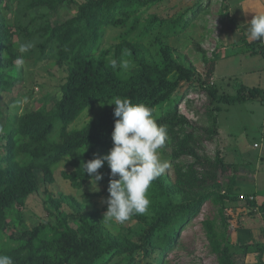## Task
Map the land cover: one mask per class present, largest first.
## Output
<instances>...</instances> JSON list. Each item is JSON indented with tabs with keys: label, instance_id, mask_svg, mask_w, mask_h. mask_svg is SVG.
I'll return each mask as SVG.
<instances>
[{
	"label": "trees",
	"instance_id": "16d2710c",
	"mask_svg": "<svg viewBox=\"0 0 264 264\" xmlns=\"http://www.w3.org/2000/svg\"><path fill=\"white\" fill-rule=\"evenodd\" d=\"M11 1L0 0V120L4 116L1 104L5 94L12 92L17 82L23 81L22 67L16 64L21 56L14 49V34L8 24L13 14ZM36 1L37 7L53 11H59L56 9L59 4H64L67 9L77 5L78 9L75 16L62 22L48 20L44 24L46 39L42 46H48L51 52L54 50L57 62L64 66V82L58 88L61 99L45 112L29 113L18 119L17 127H12L6 135L0 134V254L9 255L13 264H138L137 258L141 254L149 262L150 254L172 250L178 235L184 232L183 228L194 216L199 215L204 204L235 201L225 195L235 168L226 164L219 152L209 157L203 147L205 142L214 141L217 132L213 104L231 106L258 100L264 104V92L259 88L240 86L233 96L220 94L215 86L200 80L196 72L183 63H146L137 59L134 53L129 59L121 45L117 47L118 64L123 60L134 61L133 68L113 69L105 57L101 61L95 58L108 27L124 25L133 19L123 35L128 37L146 11L163 0H84L81 4L72 0ZM203 1H196L190 8L193 18ZM4 10L9 13L7 16ZM185 20L177 18L173 21L176 26L180 25V33L188 27ZM164 23L155 15L148 17L135 39L144 41ZM155 39L161 42L158 37ZM242 53L264 57V45L245 42ZM191 93L206 98V102L193 111L200 120H206V125L199 126L178 109L179 104L189 103L187 96ZM177 95L175 105L162 110ZM48 96L54 97L55 94L49 93ZM113 97L129 98L133 103L147 105L153 110L156 123L166 126L168 131L162 152L171 167L149 189L154 215L149 219L141 218L148 226L140 237L141 244L134 240L131 232L123 236L104 232L90 216H79L77 226H71L61 205L66 204L75 212H80L81 208L67 197L47 199L54 208L51 214L55 216L56 226L39 221L32 230L24 228L16 237L15 230L23 223L19 209L37 193L39 179L52 183V171L62 163L72 169L65 178L73 189L81 190L90 182L83 172V163L107 155L113 146L111 134L116 119L113 115L115 106L108 105ZM98 105L102 110L94 120L79 129H71L83 112ZM185 156L191 158V162L179 163ZM98 173L106 187L95 197L107 193L110 179L107 162ZM246 203L254 204L249 197H246ZM205 226L217 264H236L229 248L228 227L221 224L224 230L218 233L212 223ZM7 228L13 229L10 238L18 241L19 246L2 242V234ZM251 243H245L244 247ZM141 251L143 253H139ZM257 254L258 264H264V244Z\"/></svg>",
	"mask_w": 264,
	"mask_h": 264
},
{
	"label": "rangeland",
	"instance_id": "374dc122",
	"mask_svg": "<svg viewBox=\"0 0 264 264\" xmlns=\"http://www.w3.org/2000/svg\"><path fill=\"white\" fill-rule=\"evenodd\" d=\"M72 1L77 4L84 2ZM196 1L198 0H163L146 11L144 18L128 37L123 35L129 30L133 19L124 25L108 27L95 58L98 61L104 57L108 61L118 59L117 47L121 45L126 49L129 59L130 54L134 53L137 59H143L146 63H183L187 68H192L200 80L205 81L207 85L215 86L220 94L233 96L240 86L259 88L264 92V57L242 53L245 42L264 45L248 38V23L254 16H250L251 9L257 6L259 0H204L198 7V14L193 18L194 14H191L190 8ZM36 5V0H12L10 3L13 14L8 19V24L12 26L15 51L19 53L18 48L22 43L33 42L35 47L27 53H19L24 60L21 65L23 81L17 82L13 91L7 92L3 98L1 107L4 116L0 120L2 135H6L12 127H17L18 119L29 113L47 111L62 97L58 88L64 82V66L57 62L54 50L51 52L48 46H42L46 39L44 24L48 20L57 23L75 16L78 6L72 5L67 9L64 4H59L56 7L59 11H53ZM8 14L4 10V15ZM152 15L165 23L157 27L144 41L135 39L142 29L141 24ZM177 18H184L188 22L187 29L182 33L179 32L180 25L176 26L173 22ZM156 37L160 39V43L156 41ZM129 64L128 69L135 65L134 61ZM17 80L16 78L15 81ZM49 93L55 96L49 97ZM178 97L179 95L171 98L162 110L174 106L176 103L174 99ZM187 99L188 104L185 102L179 104L180 113L199 126L206 125V120H200L193 112L195 107L206 102V98L191 93ZM87 110L79 116L71 129H79L87 124V115L90 121L94 120L102 108L98 105ZM213 111L217 120L216 136L212 143L205 142L203 147L209 157L212 158L215 152H219L224 162L235 168L230 180L232 182L225 188V195H228L229 199L234 198L235 201L207 202L199 215L194 216L183 228L184 232L181 231L178 235L172 250L150 254L149 262L141 254L137 258L138 264H217L207 237L206 223H212L218 233L224 230L220 227L221 224L228 227L229 248L234 253L236 264H258L257 251L262 247L261 243H257L260 246L251 243L244 247L245 243L250 242L239 237L240 244H234L236 233H233V230L244 229L245 226L264 228V185L260 186L258 181V176L264 174V141L260 142L264 140V104L259 100L231 106L216 103L213 104ZM253 145H257L261 151L254 149ZM161 154L169 161L162 149ZM187 162L190 163L191 158L185 156L179 160L181 164ZM71 171L69 165L61 163L52 171V183L43 179L38 180L37 193L31 195L24 207L19 209L23 214V228L18 227L15 236H20L24 228L32 230L39 221L56 226L55 216L51 214L54 208L47 199L67 197L81 208L80 212H75L66 204L61 205V210L67 214L71 226H77V218L86 215L99 223L104 232L114 236H123L131 232L134 240L140 242V237L148 230L146 222L141 218L149 219L154 215L152 201L150 200L149 211L144 215H134L123 224L108 221L103 219L107 210L108 192L100 197L94 196L96 193L104 192L106 187L104 179L97 182L98 191H95L90 182L83 189L75 190L65 178ZM166 174L167 170L161 177ZM254 179L261 189L258 192L254 189ZM255 196L257 203L252 208V205L246 203V197L253 201L252 197ZM156 197L157 193L155 199ZM12 233L13 229L7 228L2 234V242L19 246L18 241L14 242L10 238ZM232 233L234 243L231 242Z\"/></svg>",
	"mask_w": 264,
	"mask_h": 264
},
{
	"label": "clouds",
	"instance_id": "9594fccd",
	"mask_svg": "<svg viewBox=\"0 0 264 264\" xmlns=\"http://www.w3.org/2000/svg\"><path fill=\"white\" fill-rule=\"evenodd\" d=\"M248 26V38L264 43V13L254 14ZM34 47L33 42L22 43L18 51L23 54ZM23 63L22 58L16 60L17 65ZM109 63L113 69L119 67L127 70L130 66L128 60L118 64L114 58ZM108 105L115 106L113 115L116 119L111 134L113 146L107 155L96 156L83 163V172L88 175L95 191H98L96 185L102 179L98 170L107 162L110 179L107 210L103 219L123 224L134 215H144L149 211V189L171 167L170 162L161 154L168 139V131L166 126L156 123L153 110L143 103L113 97ZM87 118L90 122L88 115ZM0 264H13V259L9 255L0 254Z\"/></svg>",
	"mask_w": 264,
	"mask_h": 264
},
{
	"label": "crops",
	"instance_id": "0c3cea01",
	"mask_svg": "<svg viewBox=\"0 0 264 264\" xmlns=\"http://www.w3.org/2000/svg\"><path fill=\"white\" fill-rule=\"evenodd\" d=\"M263 3H264V0H259L258 3H257V6L253 7L251 9L252 11L250 13V16L254 15V14L264 13V4ZM248 11H250L249 8H248ZM262 141H264V140H261L260 142H262ZM258 181H259V185L260 184L264 185V174L262 176L261 175L258 176ZM253 182H254L255 191H257V192L260 191L261 189L258 187L256 180L253 181ZM252 198H253V202H254V204L252 205V208H253L256 205V203H257V197L255 196V197H252ZM234 232L236 233V235H235L236 242L235 243L233 242V233ZM233 233L231 235V242L234 243V244H238V245L240 244L239 237H242L244 240H248L247 242H252L254 244H257V243H261V245L264 244V228H260L259 226H251V227L245 226L244 229L233 230Z\"/></svg>",
	"mask_w": 264,
	"mask_h": 264
},
{
	"label": "built area",
	"instance_id": "2783aa9c",
	"mask_svg": "<svg viewBox=\"0 0 264 264\" xmlns=\"http://www.w3.org/2000/svg\"><path fill=\"white\" fill-rule=\"evenodd\" d=\"M255 148H257V145H254ZM250 200H252V198H250Z\"/></svg>",
	"mask_w": 264,
	"mask_h": 264
}]
</instances>
